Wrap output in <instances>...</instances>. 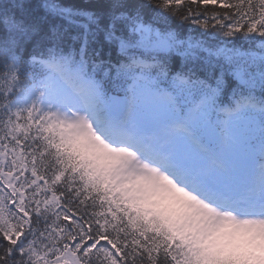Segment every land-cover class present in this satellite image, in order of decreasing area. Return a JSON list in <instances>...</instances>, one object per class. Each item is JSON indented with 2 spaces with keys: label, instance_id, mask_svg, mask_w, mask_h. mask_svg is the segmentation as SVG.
<instances>
[{
  "label": "snow or ice",
  "instance_id": "6c2138e0",
  "mask_svg": "<svg viewBox=\"0 0 264 264\" xmlns=\"http://www.w3.org/2000/svg\"><path fill=\"white\" fill-rule=\"evenodd\" d=\"M0 264H264V0H0Z\"/></svg>",
  "mask_w": 264,
  "mask_h": 264
}]
</instances>
